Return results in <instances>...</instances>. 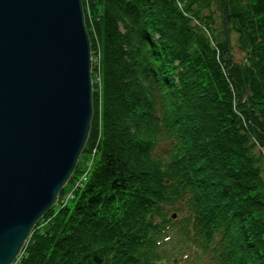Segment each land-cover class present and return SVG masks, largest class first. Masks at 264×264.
<instances>
[{"label": "trees", "instance_id": "trees-1", "mask_svg": "<svg viewBox=\"0 0 264 264\" xmlns=\"http://www.w3.org/2000/svg\"><path fill=\"white\" fill-rule=\"evenodd\" d=\"M81 3L88 138L14 264H160L170 230L182 261L264 264V0Z\"/></svg>", "mask_w": 264, "mask_h": 264}, {"label": "water", "instance_id": "water-1", "mask_svg": "<svg viewBox=\"0 0 264 264\" xmlns=\"http://www.w3.org/2000/svg\"><path fill=\"white\" fill-rule=\"evenodd\" d=\"M91 118L81 0H0V264L56 204Z\"/></svg>", "mask_w": 264, "mask_h": 264}, {"label": "rangeland", "instance_id": "rangeland-1", "mask_svg": "<svg viewBox=\"0 0 264 264\" xmlns=\"http://www.w3.org/2000/svg\"><path fill=\"white\" fill-rule=\"evenodd\" d=\"M217 17V16H216ZM217 25L216 27L218 29H220V21H219V16L217 17ZM230 43L232 46V50H231V54L234 58V60L236 62H241L243 57H244V52L242 51V46L240 45V43L238 42L237 39V35L235 33L231 34V38H230ZM91 65H92V60H91ZM97 82H99V80H97ZM254 154H259L260 158H261V163H259L260 167H264V148H259V146H256L255 152ZM92 161V156L88 155V154H82L81 158H80V163H79V167L82 169H87L89 167V164ZM84 181L83 179H80V182ZM66 191H71L72 190V186L66 184L65 185ZM173 212V211H172ZM171 212V213H172ZM169 214V213H168ZM180 214V216H179ZM174 213V217H172V221H174V223H176V221L178 220V218L181 219V213ZM168 236L171 237L170 240H167L164 244H161V249L165 250V256L168 259V261H164L163 263L160 264H188V263H192V264H215L214 262L211 261L210 257L207 255H202L201 252L199 251L198 254L195 255V252L193 251V248H191V251L186 250L185 252H189L188 253V258L186 259L187 261L185 262L182 261L184 259V257H181V251L184 247V245H181L178 243H181L180 239L178 237L175 236V233H173L172 230L169 231ZM176 249V250H175ZM180 249V250H179ZM179 250V251H178ZM179 252L178 255L176 256V252ZM187 256V255H186ZM176 257L177 259L174 260L173 258ZM192 258H194V260L192 261ZM192 261V262H191Z\"/></svg>", "mask_w": 264, "mask_h": 264}, {"label": "built area", "instance_id": "built-area-1", "mask_svg": "<svg viewBox=\"0 0 264 264\" xmlns=\"http://www.w3.org/2000/svg\"><path fill=\"white\" fill-rule=\"evenodd\" d=\"M91 60H92V58H91ZM92 62H94V60H92Z\"/></svg>", "mask_w": 264, "mask_h": 264}]
</instances>
